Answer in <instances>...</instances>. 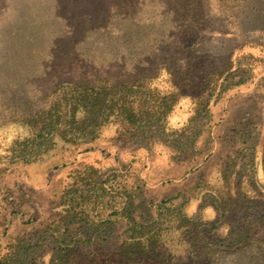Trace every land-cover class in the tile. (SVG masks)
Segmentation results:
<instances>
[{
  "label": "rangeland",
  "instance_id": "1",
  "mask_svg": "<svg viewBox=\"0 0 264 264\" xmlns=\"http://www.w3.org/2000/svg\"><path fill=\"white\" fill-rule=\"evenodd\" d=\"M163 63L174 81L149 80ZM94 79L164 91L176 84L188 95L174 104L167 126L179 129L201 111V123L188 131L201 130L195 146L172 153L163 137L151 156L142 148L121 151L107 140L114 132L109 125L92 151L56 140L34 163H9L11 143L31 132L25 116L45 108L58 83ZM213 86L219 93L209 98ZM79 164L99 172L129 164L128 182L143 178L153 199L178 190L184 191L179 202L198 192L210 195L208 204L224 197L221 210L188 215L215 224L217 240L233 224L264 238V0H0L1 252L55 215L65 175ZM199 256L203 264H264V242Z\"/></svg>",
  "mask_w": 264,
  "mask_h": 264
},
{
  "label": "trees",
  "instance_id": "2",
  "mask_svg": "<svg viewBox=\"0 0 264 264\" xmlns=\"http://www.w3.org/2000/svg\"><path fill=\"white\" fill-rule=\"evenodd\" d=\"M159 77L172 80L166 63L148 79ZM173 86V90L164 91L153 84L112 83L108 79L60 82L45 108L25 116L31 132L11 143L7 149L9 163H34L54 147L56 140L79 147V152L92 151L105 140L101 130L109 125L114 132L107 140L121 151L142 148L151 156L155 143H166L163 137H169L166 145L172 153L182 152L186 143L195 146L201 130L188 131L201 123V111H194L179 129L167 126L174 104L188 95ZM212 91L209 98H216L217 88L213 86ZM129 172V164L103 172L90 164L74 166L56 196L55 215L35 224L27 236L6 243L0 251V264H95L86 258L96 253L102 256L96 264H129L135 260L142 264H203L206 260L199 254L204 250L239 251L251 243L264 242V238H253L249 227L240 224H233L223 240H217L215 224L193 222L184 209L185 202L176 201L182 190L153 199L146 196L148 182L137 175L128 182ZM207 196L198 192L195 197L205 201ZM214 198L212 204L221 210L224 197ZM84 251L89 254L84 255Z\"/></svg>",
  "mask_w": 264,
  "mask_h": 264
},
{
  "label": "crops",
  "instance_id": "3",
  "mask_svg": "<svg viewBox=\"0 0 264 264\" xmlns=\"http://www.w3.org/2000/svg\"><path fill=\"white\" fill-rule=\"evenodd\" d=\"M181 194H183L184 196V191H182ZM186 198H188V196L185 195V199L183 201L185 202L184 209L188 214L191 212V209H193V211H198L199 213L200 211L202 213H205L206 211H208L213 214L217 211L213 204H208L202 199H199V198L197 199V197H192L190 199H186ZM206 205H207L206 209L209 207L207 210L205 209Z\"/></svg>",
  "mask_w": 264,
  "mask_h": 264
}]
</instances>
